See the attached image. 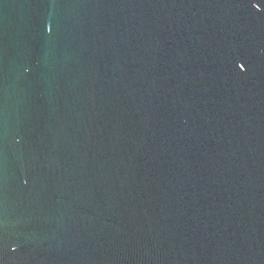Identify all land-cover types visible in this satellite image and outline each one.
<instances>
[{
  "label": "water",
  "instance_id": "95a60500",
  "mask_svg": "<svg viewBox=\"0 0 264 264\" xmlns=\"http://www.w3.org/2000/svg\"><path fill=\"white\" fill-rule=\"evenodd\" d=\"M0 264H264V0H0Z\"/></svg>",
  "mask_w": 264,
  "mask_h": 264
}]
</instances>
